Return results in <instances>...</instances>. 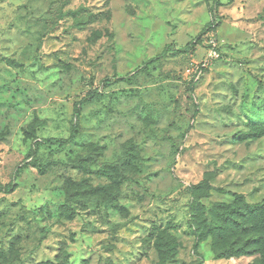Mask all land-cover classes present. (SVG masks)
<instances>
[{
	"label": "rangeland",
	"instance_id": "obj_1",
	"mask_svg": "<svg viewBox=\"0 0 264 264\" xmlns=\"http://www.w3.org/2000/svg\"><path fill=\"white\" fill-rule=\"evenodd\" d=\"M262 130L264 0H0V264H264L205 234Z\"/></svg>",
	"mask_w": 264,
	"mask_h": 264
},
{
	"label": "trees",
	"instance_id": "obj_2",
	"mask_svg": "<svg viewBox=\"0 0 264 264\" xmlns=\"http://www.w3.org/2000/svg\"><path fill=\"white\" fill-rule=\"evenodd\" d=\"M219 50V49H218ZM167 49L161 53L164 55ZM89 99L84 97L75 104L74 115H80V105ZM79 125L72 126L68 138L50 137L46 139L49 144H64L72 141L77 135ZM264 135V130L257 136ZM246 137L251 135L246 134ZM237 204L231 205L223 202L216 203L212 210V223L208 225L205 234L213 238L212 249L216 258L231 257L235 255H256L264 250V199L258 203H244V196L234 193ZM202 233L201 237L205 235ZM246 240L237 245L238 241H232V236L244 237Z\"/></svg>",
	"mask_w": 264,
	"mask_h": 264
},
{
	"label": "built area",
	"instance_id": "obj_3",
	"mask_svg": "<svg viewBox=\"0 0 264 264\" xmlns=\"http://www.w3.org/2000/svg\"><path fill=\"white\" fill-rule=\"evenodd\" d=\"M220 57V52L218 50V43L215 39H211L209 44V49L206 59L203 61L202 65L206 66L209 60L218 59Z\"/></svg>",
	"mask_w": 264,
	"mask_h": 264
}]
</instances>
